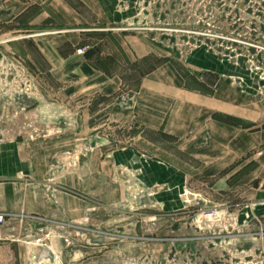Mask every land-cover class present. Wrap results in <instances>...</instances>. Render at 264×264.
Returning <instances> with one entry per match:
<instances>
[{
  "label": "rangeland",
  "instance_id": "obj_1",
  "mask_svg": "<svg viewBox=\"0 0 264 264\" xmlns=\"http://www.w3.org/2000/svg\"><path fill=\"white\" fill-rule=\"evenodd\" d=\"M143 2L134 18L110 26L91 0H0V140L55 138L81 128L84 142H107L109 152L133 144L138 155H156L182 172L178 190L170 191L164 185L149 189L137 173L118 168L114 202L107 206L104 184L91 200L93 225L83 223L75 240H64L78 247L82 264H264V219L240 226L223 209L237 200L213 186L220 172L209 175L212 168L202 159L206 139L200 127L209 120L235 127L240 120L201 115L180 122L173 134L146 127V120L159 122L136 114L139 98H185L171 83L170 67L161 69L165 63L185 75V90L211 95L197 88L212 90L214 77L192 72L186 62L197 47L264 78V55L251 52L264 47V23L254 21L264 16V0ZM231 83L241 94L240 79ZM254 91L264 96V88ZM46 140L54 146L55 140ZM85 148L84 159L106 153ZM153 198L172 206L171 212L163 216ZM214 210L220 220L203 218ZM39 229L40 253L48 248L40 242L48 233Z\"/></svg>",
  "mask_w": 264,
  "mask_h": 264
},
{
  "label": "crops",
  "instance_id": "obj_2",
  "mask_svg": "<svg viewBox=\"0 0 264 264\" xmlns=\"http://www.w3.org/2000/svg\"><path fill=\"white\" fill-rule=\"evenodd\" d=\"M91 1L104 23L110 26L122 25L134 18L138 14L136 6L140 7V0ZM143 3L146 6L147 0ZM254 19L257 23H264V16L258 15ZM251 52L264 55V47L251 48ZM215 55L197 47L191 50L186 61L192 72L202 71L203 75L214 77L213 96L185 90L184 77L165 63L161 69L165 71L170 67L174 79L171 83L185 98H139L136 114L159 122L155 124L146 120V127L173 134L178 133L174 127L180 122L185 119L189 123L194 122L201 115L211 118L212 114H219L240 120V125L235 127L209 120L200 128H203L202 136L206 139L202 147L203 162L212 168L209 175L215 170L220 172L213 186L223 187L221 189L227 198L237 200L223 209L234 214L240 226H244L254 218L264 219V96L256 97L251 93L263 90L264 78L244 68L243 64L231 63ZM151 72L143 77L151 75ZM235 77L241 81L238 83L241 94L239 87L231 83ZM145 83L142 87L146 86ZM199 131L197 128L192 135ZM82 132L81 128H74L59 131L55 138L44 135L32 139L11 137L0 140V213L7 216L0 242V264H35L33 258L39 253L35 244L40 237L37 233L39 228L48 233V238L40 242L48 247L51 256H44L37 264H49L51 260H54L53 264H82L78 247L67 246L64 240H75V235L83 231V223L93 225L91 216L95 207L91 200L99 198L104 184L107 206L114 202L113 179L118 168L127 173H137L139 182L149 189L164 185L167 190H178L182 173L178 166L164 162L156 155H138L133 144L109 152L111 149L107 142H84ZM46 139L55 140L54 146L50 148L48 143L45 144ZM84 147L106 153L101 154L102 158L97 156V160L91 157L84 159ZM92 166L94 169L88 171ZM185 177L189 180V174ZM150 203H159L163 216L173 208L164 207L157 198ZM21 214L25 218L19 223Z\"/></svg>",
  "mask_w": 264,
  "mask_h": 264
},
{
  "label": "built area",
  "instance_id": "obj_3",
  "mask_svg": "<svg viewBox=\"0 0 264 264\" xmlns=\"http://www.w3.org/2000/svg\"><path fill=\"white\" fill-rule=\"evenodd\" d=\"M24 218H25V216L21 214L19 216L18 220L21 222V221H23ZM203 218L207 219L209 221L210 220H216V221L220 220L219 213H218V211H215V210L205 213L203 215ZM6 220H7V216L5 214L0 213V242L2 240V231H3V228L5 226ZM39 232L43 233V229H39Z\"/></svg>",
  "mask_w": 264,
  "mask_h": 264
},
{
  "label": "water",
  "instance_id": "obj_4",
  "mask_svg": "<svg viewBox=\"0 0 264 264\" xmlns=\"http://www.w3.org/2000/svg\"><path fill=\"white\" fill-rule=\"evenodd\" d=\"M44 256H51V251L48 248H44L38 254L35 264H37Z\"/></svg>",
  "mask_w": 264,
  "mask_h": 264
},
{
  "label": "trees",
  "instance_id": "obj_5",
  "mask_svg": "<svg viewBox=\"0 0 264 264\" xmlns=\"http://www.w3.org/2000/svg\"><path fill=\"white\" fill-rule=\"evenodd\" d=\"M149 72H151V71H148V72H145V73H149ZM182 76L184 77L185 75L182 74ZM194 79H195V78H194ZM198 82L201 83L202 85H204L203 82H201V81H198ZM214 83H215V81L213 82V86H214ZM197 89H199V90H201V91H204L205 93H208V94H213V92H214L213 89L210 90V91H208V90H206V89H204V88H197Z\"/></svg>",
  "mask_w": 264,
  "mask_h": 264
}]
</instances>
